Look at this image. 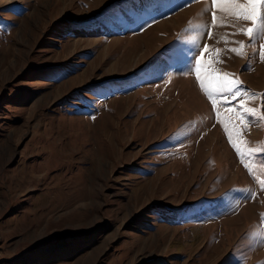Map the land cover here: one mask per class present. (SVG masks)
<instances>
[{
  "label": "rangeland",
  "instance_id": "rangeland-1",
  "mask_svg": "<svg viewBox=\"0 0 264 264\" xmlns=\"http://www.w3.org/2000/svg\"><path fill=\"white\" fill-rule=\"evenodd\" d=\"M251 26L211 0H0V264H264V190L183 74L208 45L241 81L219 111L264 149V121L236 115L264 116Z\"/></svg>",
  "mask_w": 264,
  "mask_h": 264
},
{
  "label": "snow or ice",
  "instance_id": "snow-or-ice-1",
  "mask_svg": "<svg viewBox=\"0 0 264 264\" xmlns=\"http://www.w3.org/2000/svg\"><path fill=\"white\" fill-rule=\"evenodd\" d=\"M211 6L215 9H218L220 12L225 13L227 16L232 17L233 19L251 22V27L240 28L237 30L239 33H242L249 38H252L255 34L259 33L262 38H264V0H211ZM209 10L210 9L208 7H205L202 10L201 15H203L205 12H208ZM211 15V24L205 25L203 27L210 29L217 26H227L226 21L221 20L217 16L216 11H212ZM235 34L236 33H232V35ZM207 35L209 37L211 36L210 30L207 32ZM192 43L194 46L195 55L189 53V55L185 57L184 67L187 70L184 71L183 74L188 75L189 73H193L195 75L201 90L212 102L213 110L216 113V118L224 128L230 144L250 174L254 175V178L259 183L261 190H264V180H261L258 176H255L249 164L245 163L246 157L251 156L256 152H264V149L242 147V145L246 144L247 142L241 139V128L232 123L230 116L223 115L219 111V103L215 95L217 93L231 92L232 98L235 99L241 95L239 92V85L241 84V81L239 79L232 78L234 74L231 73L217 74L213 68V60L211 58L208 60L204 59L205 53H209V46L205 44L201 47L199 44H196L195 38H193ZM225 43H228V41L225 40ZM233 43H238L239 47H232L229 50L238 56L245 55L244 49L250 46L246 45L242 41H234ZM221 51V49L217 48L215 49L214 53H211L210 55H215L218 57ZM259 55L260 59L264 61V46H262ZM233 89H237V91L234 92ZM248 98L254 99L256 98V94L253 93ZM224 99L227 100L228 97H225ZM240 107L243 108V112H237L236 115L241 121V124H243L244 128L248 127V122H245L244 113L256 117L258 121H264V116L260 115L257 109L245 107L243 102L241 103ZM227 112L231 113L233 112V109L229 108L227 109ZM230 125L231 127H229ZM234 136L236 137L235 140L233 138ZM261 164L264 165V160L261 161ZM262 216H264V214H262Z\"/></svg>",
  "mask_w": 264,
  "mask_h": 264
},
{
  "label": "bare ground",
  "instance_id": "bare-ground-1",
  "mask_svg": "<svg viewBox=\"0 0 264 264\" xmlns=\"http://www.w3.org/2000/svg\"><path fill=\"white\" fill-rule=\"evenodd\" d=\"M182 15H184V14L182 13ZM185 78H186V77H185ZM188 81H189V80H188ZM187 93H188V92H186V94H187ZM191 93H192V91H191ZM191 93H190V94H191ZM194 93H195V92H193V94H194ZM180 94H181V93H180ZM186 94H185V95H186ZM177 95H178V94H176V96H177ZM181 95H182V94H181ZM191 95H192V94H191ZM194 95H195V94H194ZM192 96H193V95H192ZM192 96H191V97H192ZM196 96H197V95H196ZM197 97H199V96H197ZM182 98H183V97H182ZM192 98H193V97H192ZM195 98H196V97H195ZM195 98H194V99H195ZM190 99H191V98H189V101H188V102H190ZM197 99H200V100H201V98H197ZM197 99H196V100H197ZM194 101H195V100L191 101V104H192V102H194ZM195 102H196V101H195ZM195 102H194V104H195ZM198 105H199V102H198ZM182 106L184 107V105H182ZM200 106H202V105H200ZM200 106H199V107H200ZM196 108L198 109V107H196ZM186 109H187V108H186ZM197 109H196V111H198ZM187 110H188V109H187ZM189 110H191V109H189ZM194 112H195V110H194ZM199 112H200V110H199ZM187 113H188V112H187ZM196 113H197V112H196ZM189 114H190V113H189ZM197 114H198V113H197ZM197 114H195V115L198 117L199 115H197ZM186 115H188V114H186ZM195 115H193V117H194ZM196 116H195V118L197 119ZM200 116H201V115H200ZM200 116H199V117H200ZM189 119H192V117H190ZM185 120H186V119H185ZM185 120H184L183 122H185ZM192 120H193V119H192ZM194 120H195V119H194ZM197 120H198V119H197ZM199 120H200V119H199ZM186 121H187V120H186ZM190 121H191V120H190ZM195 122H196V121H195ZM208 135H209V134H208Z\"/></svg>",
  "mask_w": 264,
  "mask_h": 264
}]
</instances>
